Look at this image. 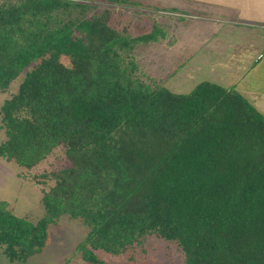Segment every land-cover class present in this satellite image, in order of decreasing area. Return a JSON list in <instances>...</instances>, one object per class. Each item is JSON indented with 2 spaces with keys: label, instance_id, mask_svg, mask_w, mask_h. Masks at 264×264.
Here are the masks:
<instances>
[{
  "label": "trees",
  "instance_id": "trees-1",
  "mask_svg": "<svg viewBox=\"0 0 264 264\" xmlns=\"http://www.w3.org/2000/svg\"><path fill=\"white\" fill-rule=\"evenodd\" d=\"M113 10L0 0V92L24 73L0 106V159L31 169L63 146L68 161L40 175L53 184L36 221L0 200L2 253L27 260L67 216L89 227L76 251L91 264L149 235L182 264H264V114L231 86L175 93L141 80L135 44L165 33L133 35Z\"/></svg>",
  "mask_w": 264,
  "mask_h": 264
},
{
  "label": "rangeland",
  "instance_id": "rangeland-1",
  "mask_svg": "<svg viewBox=\"0 0 264 264\" xmlns=\"http://www.w3.org/2000/svg\"><path fill=\"white\" fill-rule=\"evenodd\" d=\"M91 1L101 8L114 9L111 23L118 28L126 27L133 35L155 29L158 38L160 32L165 33L158 41L135 44L132 54L138 66L137 75L144 82L159 84L175 93H187L197 83L210 81L234 87L251 103L264 94V11L251 16L255 22L236 26L234 22L239 15L214 2L204 4L206 0ZM174 38H179L178 47L170 50ZM23 74L5 92H0V106L17 91ZM4 139V131L0 129V142ZM67 164L63 146L56 147L31 169L0 159V200L7 201L15 215L36 221L44 214L42 191L53 184V180L40 175ZM88 231L82 221L62 216L57 225L50 226L49 242L42 251L25 261H10L0 246V264H91L76 251ZM95 254L108 264L183 261L174 243L155 235L118 255L102 250H96Z\"/></svg>",
  "mask_w": 264,
  "mask_h": 264
},
{
  "label": "crops",
  "instance_id": "crops-1",
  "mask_svg": "<svg viewBox=\"0 0 264 264\" xmlns=\"http://www.w3.org/2000/svg\"><path fill=\"white\" fill-rule=\"evenodd\" d=\"M206 1L207 2H204V4H210L214 2V4L217 6L220 7L224 6L226 8H230L231 10H233L237 15L240 16L234 22V25L236 26L242 24L245 25V23L255 22L256 19L252 20V17H255L256 14L259 13V11H264V0H260L259 1L260 3L258 2L259 4L257 3V0H206ZM235 28L239 29L238 27ZM178 40L179 38H174L175 42L173 45L169 46L170 50H172V48L175 49L176 47H178L177 45ZM172 54L173 53H171V55ZM261 55L262 54H260L259 57H262ZM262 97H264V94H260L258 98L256 97L252 102V104L255 106L257 110H259L261 113L264 114V102L261 101V99H263Z\"/></svg>",
  "mask_w": 264,
  "mask_h": 264
}]
</instances>
